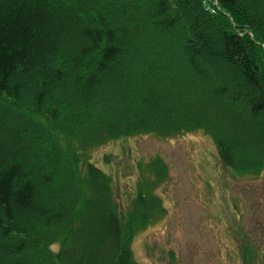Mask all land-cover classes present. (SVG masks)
<instances>
[{
    "label": "trees",
    "instance_id": "16d2710c",
    "mask_svg": "<svg viewBox=\"0 0 264 264\" xmlns=\"http://www.w3.org/2000/svg\"><path fill=\"white\" fill-rule=\"evenodd\" d=\"M194 130L264 171V0H0V264H138L159 197L83 159Z\"/></svg>",
    "mask_w": 264,
    "mask_h": 264
},
{
    "label": "rangeland",
    "instance_id": "374dc122",
    "mask_svg": "<svg viewBox=\"0 0 264 264\" xmlns=\"http://www.w3.org/2000/svg\"><path fill=\"white\" fill-rule=\"evenodd\" d=\"M86 159L111 176L120 212L139 188L161 201L163 210L133 236L138 264H264V171L227 168L202 130L133 134L93 148ZM161 166L164 175L156 177Z\"/></svg>",
    "mask_w": 264,
    "mask_h": 264
}]
</instances>
